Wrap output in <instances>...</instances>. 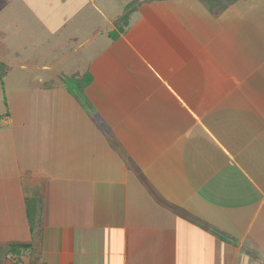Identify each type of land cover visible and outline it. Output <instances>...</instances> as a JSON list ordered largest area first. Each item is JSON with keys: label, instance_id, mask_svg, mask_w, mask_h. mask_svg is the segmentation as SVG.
Here are the masks:
<instances>
[{"label": "crops", "instance_id": "obj_1", "mask_svg": "<svg viewBox=\"0 0 264 264\" xmlns=\"http://www.w3.org/2000/svg\"><path fill=\"white\" fill-rule=\"evenodd\" d=\"M14 1L17 37L46 49L5 75L92 80L87 104L34 85L53 101L26 122L31 162H0V241L29 244L13 264H264V0Z\"/></svg>", "mask_w": 264, "mask_h": 264}, {"label": "rangeland", "instance_id": "obj_2", "mask_svg": "<svg viewBox=\"0 0 264 264\" xmlns=\"http://www.w3.org/2000/svg\"><path fill=\"white\" fill-rule=\"evenodd\" d=\"M8 3H10L11 5H8ZM18 9L19 7L16 5L14 0H0V60H3L5 62L7 60L13 61L14 64H17L18 62L24 63L30 67L34 65L36 66L38 63H40L38 59L42 53L41 51H45L44 49L46 48L43 47L41 48L42 50H40L39 47L32 46V36L30 35L17 37V35L21 34L17 33L16 30V18ZM66 49L67 48H65V50ZM69 58L70 57H67L64 62L70 60ZM10 69L12 70V74H6L3 79L0 78V124L5 125L3 121L14 119L13 121H16L17 123L24 122V128H22L21 133H16V135H18V143L12 145L11 143H8V133L6 132L2 134V132H4L6 129L0 127V131L3 129V131L0 132V162H4L3 167H6V164H10V155L13 157H15L14 155H16V160L17 158L18 161H21L22 159L25 162L24 164L26 165L27 162H29L28 165L30 164L31 153L33 151L32 147H30L29 145V143H31L29 140L30 136L25 134V125H27L26 122H32L33 119H35V116H41L42 120L44 116L41 113V107H45V110H48L47 114H52L50 105L53 101V93L50 94V91H41V89H39L40 91L35 93L36 87H34V85L38 86L39 84H42L43 81H45L46 83H48L49 81H53L55 85L61 87L67 85V83L65 82L66 79L64 74H62L63 76H55L52 73H49L50 71H42L40 68L22 69L21 67L12 66ZM16 72H18L17 75ZM37 74H41V78H43V80L39 79L37 77ZM43 86L45 87L47 85ZM68 98L69 96L65 95L64 92H61V94L57 98V101L58 103H63L64 105L69 102ZM82 100H85L86 102L85 92L84 97L80 101L82 102ZM47 129L48 126L46 124H43V126H41V131L45 134ZM33 137H37V140L42 139L41 134H39V136L33 134L31 136V141ZM39 149L40 145H35L34 151L39 152ZM13 159L15 160V158ZM12 164H15V162H13ZM19 164L22 165L23 163ZM2 170L0 168V186L1 176L5 175V177H7L8 175L7 172L3 174L4 168ZM12 181L16 182V180ZM15 197V193L6 190L2 191L0 189V231L2 232V234L0 235L1 237L6 236V234L8 235L7 232H9V228H11V225L7 220L10 214L1 213V211L4 212V210L2 209V205L5 203V201L10 204L16 203L14 202ZM34 206H36L34 202L31 203V215H34L35 213ZM2 244H4L5 247L9 246L8 243L4 242V240L0 241L1 246H3ZM16 249H18L17 251L19 253L23 252L22 247H18ZM20 256L21 255L14 252V254L9 253L8 255L1 258L3 260V263L11 264L12 262L14 263V260L18 259Z\"/></svg>", "mask_w": 264, "mask_h": 264}, {"label": "trees", "instance_id": "obj_3", "mask_svg": "<svg viewBox=\"0 0 264 264\" xmlns=\"http://www.w3.org/2000/svg\"><path fill=\"white\" fill-rule=\"evenodd\" d=\"M207 2H209L212 6H227L228 4L236 1V0H205ZM133 9V3L132 1L129 2V4L126 6V9H125V12L124 14L121 16L120 20H119V23H126V21L128 20L129 18V15L131 13ZM6 67L7 65L0 61V78H4L5 76V73H6ZM65 82L67 83V88L69 89V91L75 95L78 99H82L84 97V91H85V88L87 87V85H89V83L91 82L92 80V77L90 74H85L84 76H82L81 78H77V77H71V78H67L65 77ZM83 101V100H82ZM87 100L85 102V100L83 101V103H86L87 104ZM42 213V214H40ZM40 217L37 218L38 220L36 222H33V228L32 230H35L37 229V232L36 234L40 233V228L38 229L39 226H41V220H42V217H43V212L42 210L40 211ZM36 218V217H35ZM41 218V219H40ZM3 246L0 245V264L3 263V260L1 257L3 256H6L8 255L9 253H13L14 252L16 254H21L19 253L16 249L18 247H22L23 251L25 249H27V247L29 246L28 243H16V242H8V247H5L4 244H2ZM14 257H18V256H14ZM13 264V262L11 263Z\"/></svg>", "mask_w": 264, "mask_h": 264}]
</instances>
